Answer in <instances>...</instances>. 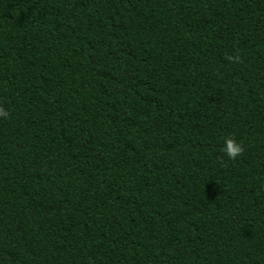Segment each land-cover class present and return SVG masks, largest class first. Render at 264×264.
Returning <instances> with one entry per match:
<instances>
[{"label":"trees","instance_id":"obj_1","mask_svg":"<svg viewBox=\"0 0 264 264\" xmlns=\"http://www.w3.org/2000/svg\"><path fill=\"white\" fill-rule=\"evenodd\" d=\"M0 109V264H264V0H0Z\"/></svg>","mask_w":264,"mask_h":264},{"label":"clouds","instance_id":"obj_2","mask_svg":"<svg viewBox=\"0 0 264 264\" xmlns=\"http://www.w3.org/2000/svg\"><path fill=\"white\" fill-rule=\"evenodd\" d=\"M0 117L7 118L8 113L3 109H0ZM242 146L231 138H225L223 141V147L220 152L223 157L229 160H233L242 153Z\"/></svg>","mask_w":264,"mask_h":264}]
</instances>
